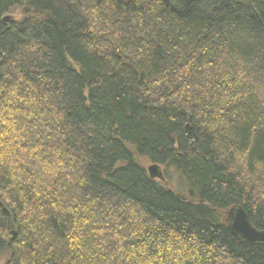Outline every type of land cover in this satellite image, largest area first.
<instances>
[{
    "label": "trees",
    "instance_id": "obj_1",
    "mask_svg": "<svg viewBox=\"0 0 264 264\" xmlns=\"http://www.w3.org/2000/svg\"><path fill=\"white\" fill-rule=\"evenodd\" d=\"M235 204L264 230V0H0L5 264H264Z\"/></svg>",
    "mask_w": 264,
    "mask_h": 264
},
{
    "label": "water",
    "instance_id": "obj_2",
    "mask_svg": "<svg viewBox=\"0 0 264 264\" xmlns=\"http://www.w3.org/2000/svg\"><path fill=\"white\" fill-rule=\"evenodd\" d=\"M11 19V15H5L3 17L4 22H8ZM147 170L151 178L165 180L159 164L153 163L147 167ZM223 222L232 233L238 235L247 243L264 244V230H259L252 225L242 205L235 204L226 209ZM13 234H15V232H13Z\"/></svg>",
    "mask_w": 264,
    "mask_h": 264
},
{
    "label": "rangeland",
    "instance_id": "obj_3",
    "mask_svg": "<svg viewBox=\"0 0 264 264\" xmlns=\"http://www.w3.org/2000/svg\"><path fill=\"white\" fill-rule=\"evenodd\" d=\"M142 164L147 169V167L153 164V162L147 158H144L142 160ZM161 171H163V174L165 176V180L163 181L164 184L170 185L172 188L177 190L181 189V186L185 185L184 180L181 178L180 174L173 167H166L165 165H162ZM155 179L158 180L159 178H155ZM13 232H15V228L12 229V234ZM7 261H8V253L0 254V264H5Z\"/></svg>",
    "mask_w": 264,
    "mask_h": 264
}]
</instances>
